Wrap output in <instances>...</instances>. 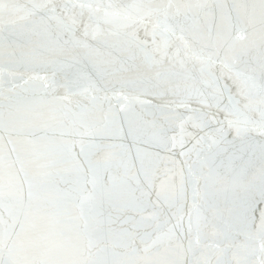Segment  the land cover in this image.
I'll return each mask as SVG.
<instances>
[{
  "label": "water",
  "instance_id": "95a60500",
  "mask_svg": "<svg viewBox=\"0 0 264 264\" xmlns=\"http://www.w3.org/2000/svg\"><path fill=\"white\" fill-rule=\"evenodd\" d=\"M215 77L258 120L264 0H0V264H264V135L175 119Z\"/></svg>",
  "mask_w": 264,
  "mask_h": 264
},
{
  "label": "snow or ice",
  "instance_id": "6c2138e0",
  "mask_svg": "<svg viewBox=\"0 0 264 264\" xmlns=\"http://www.w3.org/2000/svg\"><path fill=\"white\" fill-rule=\"evenodd\" d=\"M77 5H73L75 8ZM3 7H8L7 5H3ZM80 9H92V4L89 3H80L78 5ZM97 11L99 10V6H97ZM55 12V7L52 9ZM65 16L67 19L65 20L62 17L57 16L61 23H63L66 29L74 34L75 28L82 25L84 29V35L87 36L89 29L92 27L93 17L89 16L87 19H83L84 13L81 11L79 13V19L77 18L75 13H70V11L65 6L64 9ZM107 15V13H106ZM151 42L153 44L156 43V33L153 31L152 33H146V39L144 43ZM239 75V74H238ZM214 82L216 84V95L213 100L210 101L207 98L203 97V94H199L196 98L195 103L199 105V107H192L193 98L189 96L186 99L181 100L177 107L186 108L189 112L187 117H182L180 114L175 115V119H177L180 123L181 133H184V124L186 121H193V127L199 128L203 130L205 127H208L210 123H218L221 127L217 128L215 131L220 133L222 136L224 134L223 125L226 123L229 128L235 127L237 136L241 135L242 131H255L259 130V132L264 135V110L259 113V118L253 119L251 116H246L243 121V128L241 124L237 121H234L231 117L238 111H240V100L236 99V96L245 97V93L242 89L238 88L235 94L231 93L228 89L227 85H223L219 83V77L214 78ZM229 91V95L227 97L228 103L224 104V92ZM175 101H169L167 104L163 105L164 107H172L175 104ZM243 108L247 109L248 104H244ZM213 109L215 111H213ZM224 114V120H220L219 116ZM175 140V138H174ZM264 195H262L261 201H257L253 204H250L246 209L248 214V227L249 229H254L259 232L262 237H264ZM258 217V223H257ZM191 228V225H189ZM262 249H264V244L261 245Z\"/></svg>",
  "mask_w": 264,
  "mask_h": 264
}]
</instances>
